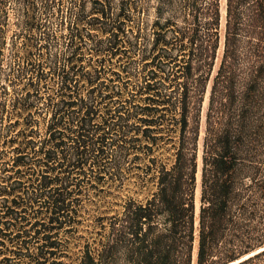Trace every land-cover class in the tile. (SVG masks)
I'll return each mask as SVG.
<instances>
[{
    "label": "trees",
    "instance_id": "16d2710c",
    "mask_svg": "<svg viewBox=\"0 0 264 264\" xmlns=\"http://www.w3.org/2000/svg\"><path fill=\"white\" fill-rule=\"evenodd\" d=\"M70 1L12 0L21 46L4 66L0 0V242L16 228L39 242L34 264H55L72 188L120 182L137 140L162 150L149 194L99 215L74 264H192L195 239V264H264V0H226L216 70L220 0H155L151 27L137 0L136 30L127 0ZM127 48L142 65L126 94Z\"/></svg>",
    "mask_w": 264,
    "mask_h": 264
},
{
    "label": "rangeland",
    "instance_id": "374dc122",
    "mask_svg": "<svg viewBox=\"0 0 264 264\" xmlns=\"http://www.w3.org/2000/svg\"><path fill=\"white\" fill-rule=\"evenodd\" d=\"M89 9L93 4L92 0H84ZM121 1L125 0H114L115 6H119ZM130 2V12L132 11V21L127 23V28L133 27V30H136L137 27V0H127ZM143 9L145 10V22L148 27H151V24L154 21V11L156 6L155 0H138ZM71 3L70 0H59V5L61 7H66ZM6 14L4 15V20L1 23V36L3 39L2 55L3 65L15 62L16 57L14 52L15 47L21 46V38L17 37V12L14 8L12 0H6ZM220 12H221V24L219 28L220 34V44L218 49V57L215 65L216 67L219 63V59L222 55L223 50V35H224V21L226 15V0H220ZM143 15V16H144ZM52 29L58 32L57 21H53ZM91 32L94 37H99L100 32L95 29H91ZM131 33V32H129ZM131 35V34H130ZM61 38V42L63 41ZM126 55L128 57V66L130 69V75L123 73V80L125 82L126 88L124 93L132 91L137 84V77H133V74L136 75L137 70L140 68L141 62L138 59L137 54L133 51H130L127 48ZM88 57L89 55L86 54ZM123 60L119 58L115 60L114 65L116 67H121ZM132 76V77H131ZM122 82H120L121 84ZM11 90V86H9ZM210 89V83L207 87V92L205 94L202 109H201V126H200V136H199V156L202 148L203 134H204V121L205 113L208 105V94ZM143 98L137 96L135 103L137 106L143 105ZM142 99V100H141ZM136 124H139L137 122ZM154 135H158L155 131ZM141 141H135V148L128 151L125 158L123 159L122 167L120 170L121 180L115 181L111 178L110 174H106L104 182L94 186L91 185L88 181L82 182L81 185L72 188V195L74 197V208L75 213L70 222V226H64L58 231L53 233L54 239L58 242V247L56 252L53 255H48V260L57 261L55 264H60L58 261H61V264H74L76 257L79 254V249L81 245L87 241H91L92 237L95 236L96 223H98L97 218L101 214L112 215L121 210L122 205L129 199L141 200L146 197L152 187L151 181L147 176V180L144 176L145 165L149 157L158 156L162 157L161 149L156 150L148 155L143 152H137V146H142ZM162 144V141L159 142L158 148ZM112 174L114 175L113 171ZM196 202V212L198 213L199 207V187L196 189L195 194ZM16 228H10L7 231V236L3 238L0 242V264H34L33 258L36 256L33 255L35 252L36 245L39 242L32 241L28 242L26 245L20 244V239L15 238ZM21 246V247H20ZM196 252H197V239L194 242V250L192 255V264L196 263Z\"/></svg>",
    "mask_w": 264,
    "mask_h": 264
}]
</instances>
